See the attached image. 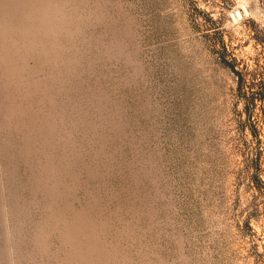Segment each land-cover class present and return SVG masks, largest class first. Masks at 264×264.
I'll list each match as a JSON object with an SVG mask.
<instances>
[{
	"label": "rangeland",
	"instance_id": "rangeland-1",
	"mask_svg": "<svg viewBox=\"0 0 264 264\" xmlns=\"http://www.w3.org/2000/svg\"><path fill=\"white\" fill-rule=\"evenodd\" d=\"M262 68L264 0H0V264H264Z\"/></svg>",
	"mask_w": 264,
	"mask_h": 264
},
{
	"label": "trees",
	"instance_id": "trees-1",
	"mask_svg": "<svg viewBox=\"0 0 264 264\" xmlns=\"http://www.w3.org/2000/svg\"><path fill=\"white\" fill-rule=\"evenodd\" d=\"M239 76H241V75L239 74ZM257 78H259V80L257 79L254 82V86H256L257 88H260L261 90L259 92L253 94L251 101L253 103L256 101L257 96L260 97L261 101L263 102V108H264V68H262L261 72L259 74H257ZM242 85L244 86V82ZM242 89H244V88L242 87Z\"/></svg>",
	"mask_w": 264,
	"mask_h": 264
},
{
	"label": "water",
	"instance_id": "water-1",
	"mask_svg": "<svg viewBox=\"0 0 264 264\" xmlns=\"http://www.w3.org/2000/svg\"><path fill=\"white\" fill-rule=\"evenodd\" d=\"M235 14H236V16H237L238 19H240V20L243 19V14L241 13V11L237 10L235 12Z\"/></svg>",
	"mask_w": 264,
	"mask_h": 264
},
{
	"label": "bare ground",
	"instance_id": "bare-ground-1",
	"mask_svg": "<svg viewBox=\"0 0 264 264\" xmlns=\"http://www.w3.org/2000/svg\"><path fill=\"white\" fill-rule=\"evenodd\" d=\"M242 13V12H241Z\"/></svg>",
	"mask_w": 264,
	"mask_h": 264
}]
</instances>
